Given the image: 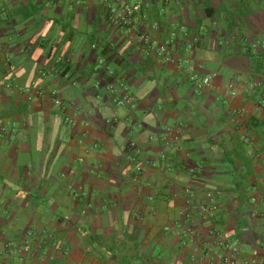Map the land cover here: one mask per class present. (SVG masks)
I'll return each mask as SVG.
<instances>
[{
	"label": "crops",
	"instance_id": "obj_1",
	"mask_svg": "<svg viewBox=\"0 0 264 264\" xmlns=\"http://www.w3.org/2000/svg\"><path fill=\"white\" fill-rule=\"evenodd\" d=\"M125 1L140 5L128 31L103 0H0V264H218L213 229L240 261L264 259V89L251 90L262 77L243 49L264 35V0ZM138 32L169 42L170 59L138 51ZM177 61L215 73L213 86L197 92ZM30 84L57 91L76 125L48 96L27 102ZM119 84L132 106L114 102ZM172 129L175 148L162 140ZM215 191L216 220L204 221Z\"/></svg>",
	"mask_w": 264,
	"mask_h": 264
},
{
	"label": "built area",
	"instance_id": "obj_2",
	"mask_svg": "<svg viewBox=\"0 0 264 264\" xmlns=\"http://www.w3.org/2000/svg\"><path fill=\"white\" fill-rule=\"evenodd\" d=\"M106 6V11L108 13V19L112 24H115L121 31H128L133 16L138 13L140 10L139 4H131L126 2L125 0H103ZM131 39L136 47V49L142 52L146 57H154L161 58L164 60H169V42L159 43L154 38L153 35L149 32H138L131 36ZM252 48L260 53H264V35L257 41L256 43H252ZM185 65L188 64V61H184ZM100 65H104V61H99ZM7 70H13L12 61L9 57H5L3 59L2 64ZM177 68L187 71L188 73V81L193 85L194 89L197 92L204 91L213 86L214 79L216 78V74H208L202 75L195 68L190 67L184 69L182 62L177 61ZM240 78H237L239 81ZM6 89H14L11 84H6ZM119 88H124L123 84H119L118 87L116 85H112L109 87L110 94L114 98V102L117 106L125 107L132 106L133 100L124 95L118 96ZM254 88L251 87V90ZM21 93L24 95L25 100L29 103L42 99L45 96L51 98L56 106L59 107L61 112L65 115L64 121L69 126H75L76 120L73 116H69L66 113V107L63 104V101L55 90L46 91L39 87L37 84H30L21 89ZM238 95V83H230L226 86V95L218 98L223 105L229 106L230 103L236 99ZM258 107L264 108V94L263 97L257 104ZM232 115L234 119L239 121V124H245L247 121V112L242 107H234L232 108ZM83 127H86L87 124H82ZM88 132H81L83 138L88 136ZM242 139L249 144H251L250 140L246 135H242ZM164 143L173 148L178 147L180 144V133L179 130L172 129L169 130L164 137L162 138ZM98 145L95 143L91 146V149L96 150ZM130 150L133 151V156L131 157V161L134 165V171L137 176L141 175L144 171V167L139 158L140 152L135 143L129 144ZM186 157L190 159V154L187 153ZM164 158V156H163ZM135 180H138V177H135ZM219 191H215L214 193L209 192L207 195L208 201L205 204H201L198 207L200 215L204 219V221L214 222L216 220V214L218 212V205L215 200L212 198L214 195L220 196ZM149 200H153V197H149ZM255 201V199H254ZM181 217H186L188 215V210H183L180 212ZM137 216V215H136ZM165 231H170L169 227L165 228ZM195 232L188 229L185 234L189 236H193ZM209 235L214 240V246L220 249H223L225 252L218 256V264H264V259L259 258H251L240 261L238 259V249L229 246L221 236L213 229L209 231ZM209 251V249H207ZM211 251V249H210ZM197 252V249H195Z\"/></svg>",
	"mask_w": 264,
	"mask_h": 264
},
{
	"label": "trees",
	"instance_id": "obj_3",
	"mask_svg": "<svg viewBox=\"0 0 264 264\" xmlns=\"http://www.w3.org/2000/svg\"><path fill=\"white\" fill-rule=\"evenodd\" d=\"M243 39L245 40L246 38L243 36ZM245 44L243 45L244 49V55L247 59L245 68L246 72H248L251 76H261L262 81L255 83L254 89L257 92H262L261 90L264 89V53H258L252 48V44H246L247 41H243ZM243 67V66H242ZM240 68V67H238ZM243 69V68H242ZM254 90V91H255Z\"/></svg>",
	"mask_w": 264,
	"mask_h": 264
},
{
	"label": "rangeland",
	"instance_id": "obj_4",
	"mask_svg": "<svg viewBox=\"0 0 264 264\" xmlns=\"http://www.w3.org/2000/svg\"><path fill=\"white\" fill-rule=\"evenodd\" d=\"M240 64L242 65V62H240Z\"/></svg>",
	"mask_w": 264,
	"mask_h": 264
}]
</instances>
